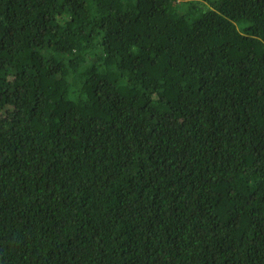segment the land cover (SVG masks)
Here are the masks:
<instances>
[{
    "label": "trees",
    "instance_id": "trees-1",
    "mask_svg": "<svg viewBox=\"0 0 264 264\" xmlns=\"http://www.w3.org/2000/svg\"><path fill=\"white\" fill-rule=\"evenodd\" d=\"M0 264H264V0H0Z\"/></svg>",
    "mask_w": 264,
    "mask_h": 264
}]
</instances>
